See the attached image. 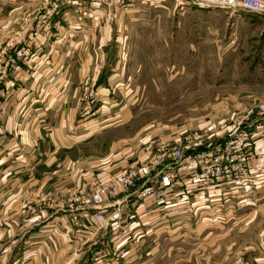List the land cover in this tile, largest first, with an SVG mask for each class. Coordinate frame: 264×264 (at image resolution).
Wrapping results in <instances>:
<instances>
[{
	"label": "crops",
	"instance_id": "obj_1",
	"mask_svg": "<svg viewBox=\"0 0 264 264\" xmlns=\"http://www.w3.org/2000/svg\"><path fill=\"white\" fill-rule=\"evenodd\" d=\"M134 1L149 10L138 13L118 1L94 9L85 0H77L54 17L52 28L21 34L32 56L22 63L19 87L15 81L13 87L9 83L0 117V264H177L179 260L190 263L193 257L197 264H264V118L241 125L252 136L249 151L254 165L243 179L210 190L155 191L144 198L136 192L142 184L113 191L107 199V215L119 208L121 218L105 223L96 219V209L87 199L94 184L144 162L161 145L153 131L141 138H119L100 156H79L81 80L92 77L95 84L99 82L97 88L105 90L102 113L108 112L106 101L112 105L116 101L121 105L118 113L125 117L129 110L123 102L140 100L146 90L145 81L127 72L144 70L142 62L152 59L149 52L142 57V52L125 44L117 49L105 43L112 23L126 28L141 22L150 26L173 4L170 0ZM43 2L0 0V49L14 38L20 12ZM124 34L130 33L125 29ZM117 73L129 77L111 84L110 78ZM151 80L160 84L159 76ZM112 85L118 88L117 99L110 93ZM47 118L53 119L52 125L45 123ZM220 118L219 124L224 122ZM236 123L227 125L218 140L235 131ZM97 124L83 123L86 144L99 132ZM182 131L176 133L179 136L159 138L177 140ZM65 183L70 189H64ZM31 190L36 201L29 206L32 214L24 217ZM125 225L128 232L122 234L120 227Z\"/></svg>",
	"mask_w": 264,
	"mask_h": 264
},
{
	"label": "rangeland",
	"instance_id": "obj_2",
	"mask_svg": "<svg viewBox=\"0 0 264 264\" xmlns=\"http://www.w3.org/2000/svg\"><path fill=\"white\" fill-rule=\"evenodd\" d=\"M115 1L127 5V9L135 8L134 11L138 13L149 10L141 5L139 7L134 0H112L116 3ZM170 1L173 5H169L162 18L153 20L150 26L146 24L142 26L144 23L141 22L139 25H132V28H126L124 24L112 23L111 36L105 45L116 46L118 49L125 44L134 48L136 53L142 52V57L148 55L146 54L148 52L152 56L151 60L142 62L146 67L144 70L127 72L128 75L137 77L139 81H145L146 90L144 89L140 100L123 102V107L126 106L129 110V116L125 117L118 113L121 105L116 101L115 105L110 104L111 101H106L104 105L108 112L102 113L100 103L105 90L97 88L99 82L95 84L92 77L89 81L86 78L81 80L78 104L80 125L78 132L81 139L79 156L81 158L100 156L102 149L108 152L111 148L110 143H117L119 138L129 139L136 136L141 138L154 132L157 133L154 138H157L161 145L166 140L159 138L161 135H175L180 130H183L181 136L187 133L194 135L197 132L203 135L207 143L214 145L219 142L218 139L223 132H227L224 130L227 129V125L237 122L235 131L225 136H233L239 140L249 163L254 166L249 151L253 143L252 136L243 131L241 125L243 127L248 120H254L256 123L264 118V13L201 7L189 0ZM43 10L44 2L38 7L32 5L20 12L14 25L15 33L14 38L10 40L11 45L8 42L1 48L3 50L11 47L6 52H0V117L6 106L9 83L15 81L16 87H19L17 84L22 76V63L27 62L32 56V50L28 55L24 54L26 56L19 52L29 48V45L24 47L25 42L21 34L28 29L47 30L48 25V29L52 28L54 17L43 18ZM29 13H33L32 17L26 20ZM125 29L131 36L124 34ZM102 60L103 58L100 61ZM157 76L162 85H155L151 80ZM122 77L126 79L129 76L117 73L110 78V83L114 84V81ZM109 90L117 99L118 88L112 85ZM115 113L120 117L118 115L114 117ZM220 117H223L224 122L219 124L222 120ZM88 120L96 121L99 131L95 136H91L93 140L90 139V144H86L88 134L83 126ZM53 122V119L47 118L45 123L52 125ZM207 126L208 128H205ZM95 137L99 138L94 139ZM104 141L107 145H104ZM177 141L178 139L169 138L165 144H177ZM161 145L154 147L151 156L158 152ZM212 145L202 149L214 148ZM188 150L184 148L183 155L186 157L191 153ZM68 154L74 159L75 156L70 152ZM257 156L258 153H255V157ZM150 159L151 157L142 163ZM64 163L65 161L62 167L65 168ZM64 168L61 173L65 180ZM38 170L39 167L34 172ZM189 172L199 174L200 168ZM252 172L253 169H246L241 174L243 177L244 174L249 175ZM98 183L94 184L95 189ZM64 185L65 190L70 189L69 183ZM189 189L201 190L195 184L187 186V190ZM34 192L31 190L26 196V203L30 204L22 211L21 215L24 217L32 214L28 211L32 200L36 201ZM194 258L190 263L179 260L177 264H197Z\"/></svg>",
	"mask_w": 264,
	"mask_h": 264
},
{
	"label": "built area",
	"instance_id": "obj_3",
	"mask_svg": "<svg viewBox=\"0 0 264 264\" xmlns=\"http://www.w3.org/2000/svg\"><path fill=\"white\" fill-rule=\"evenodd\" d=\"M75 1L77 0H44L42 17L52 19ZM85 1L94 9H101L112 3V0ZM189 1L201 7L243 9L264 13V0ZM10 49L11 47H6L0 52ZM19 52L28 55L29 48ZM177 142V144L163 145L148 162L130 166L115 174L111 180L98 183L96 189L87 197L93 208L96 209L97 221L105 223L110 218L115 221L121 218L122 212L119 208L114 210L111 215H107V199L113 191L123 192L142 184V188H138L136 192L139 197L144 198L152 195L155 191L168 194L175 188L187 189V186H192V184L197 185L201 190H210L224 182L241 180V173L244 170L253 169L239 140L233 136L225 137L212 145L213 143H207L203 135L196 132L194 135L183 134ZM210 145L214 148L202 149V147L206 148ZM184 148H188V151L191 152L187 157L183 155ZM196 168H200L199 174L189 172ZM246 175L248 174H244L242 178ZM120 231L122 234H126L127 226L120 227Z\"/></svg>",
	"mask_w": 264,
	"mask_h": 264
},
{
	"label": "bare ground",
	"instance_id": "obj_4",
	"mask_svg": "<svg viewBox=\"0 0 264 264\" xmlns=\"http://www.w3.org/2000/svg\"><path fill=\"white\" fill-rule=\"evenodd\" d=\"M122 171H124V170H122ZM121 172V171H120Z\"/></svg>",
	"mask_w": 264,
	"mask_h": 264
}]
</instances>
